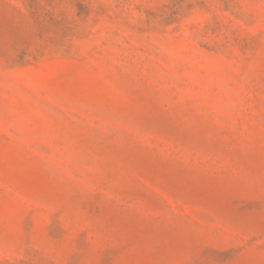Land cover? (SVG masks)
Wrapping results in <instances>:
<instances>
[{
    "label": "rangeland",
    "instance_id": "374dc122",
    "mask_svg": "<svg viewBox=\"0 0 264 264\" xmlns=\"http://www.w3.org/2000/svg\"><path fill=\"white\" fill-rule=\"evenodd\" d=\"M0 264H264V0H0Z\"/></svg>",
    "mask_w": 264,
    "mask_h": 264
}]
</instances>
